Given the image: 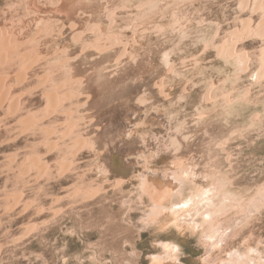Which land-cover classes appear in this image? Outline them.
<instances>
[{"label":"rangeland","instance_id":"obj_1","mask_svg":"<svg viewBox=\"0 0 264 264\" xmlns=\"http://www.w3.org/2000/svg\"><path fill=\"white\" fill-rule=\"evenodd\" d=\"M256 2L0 0V58L6 59H0V94L2 85L11 90L7 101L0 102V264H264V82L252 80L258 77L259 56L264 51V37L255 34L264 26V6L254 8ZM143 4L147 7L138 14L137 8ZM89 16L90 25L99 24L106 36H114L118 41L127 40L134 32L154 31L161 18L187 20L194 30L204 34L198 39V51L203 50L206 41L216 47L224 40L236 43L237 56L242 52L244 61L248 60L244 71L240 61L232 64L226 75L217 65L213 74L217 76L208 78L227 76V82L221 83L217 93L223 92L232 100L227 111L198 122L187 135V143L192 146L188 150L194 149L192 162L200 169L201 179L194 184L185 181L183 195L175 191L167 200L156 202L150 193L152 185L142 180L144 166L136 167L137 162L132 161L124 167L122 155L109 164L95 159V152L89 149L74 157L78 146L70 145L71 139L67 137L68 141L63 139L71 122L65 113L70 106L66 93L80 94L76 80L88 77L84 69L90 71L99 65L94 66L91 57L82 60L80 70L85 74L70 69V63L65 62L80 47L66 53L65 41L58 42L60 22H83ZM111 18L115 20L112 22ZM243 29L248 30L247 36ZM39 30L43 31L38 33ZM99 34L94 32L87 37L93 42ZM4 39H8L5 46ZM93 51L89 54L95 55ZM131 78L125 76L122 81ZM96 80L103 86L106 77ZM53 96L64 106L51 113L55 108ZM79 97H75V104L81 103ZM15 100L19 103L18 113L13 107ZM48 105L54 108L49 109ZM77 107V129L85 128ZM37 118L41 121L35 128ZM29 120H33V125L27 131L25 123ZM51 142L58 146L48 154ZM131 146L136 150L139 144L134 142ZM38 157L43 164L47 161L45 164L53 171L22 173L20 164L28 161V166ZM184 161L181 160L184 169H190V162ZM103 163H107L110 173ZM132 170H136L135 176ZM218 178L225 186L227 199L220 185L218 193L206 194ZM191 195L199 198L198 211L186 212L181 208L182 202ZM210 213L212 222L206 219ZM219 213L221 216L217 217ZM169 243L177 247L170 251L166 247Z\"/></svg>","mask_w":264,"mask_h":264},{"label":"bare ground","instance_id":"obj_2","mask_svg":"<svg viewBox=\"0 0 264 264\" xmlns=\"http://www.w3.org/2000/svg\"><path fill=\"white\" fill-rule=\"evenodd\" d=\"M247 5L248 2L246 1L245 6L247 7ZM255 6L254 8L257 9L263 8V0H258V2L255 3ZM146 7L147 5H140L137 8L138 14L143 13ZM109 15L112 17V14L109 13ZM109 15H107V17H109ZM89 18L92 17L89 16L87 21L85 20L83 22H81L80 20L76 22L70 21V23L60 22L61 31L58 34V42L65 41L66 44H64V49L66 53L69 55V52L72 49L76 48L75 46L80 47H78L79 52H76L77 54L75 53L74 57H68L67 61L65 60L66 62H64L66 64L70 63V69H72L76 74L79 72H86L88 76L86 78L84 77L82 79L76 80V83H78L79 89L81 90V92H79L80 94L74 95L72 91V93L69 91L68 95L66 93V101L70 102V106L69 109L65 111V113L68 114V118L70 117L71 122L68 127L67 133H65L66 135L64 134L63 139L65 140V138L67 137L68 139H71V141L69 142L71 143L70 145L78 146V152L74 153V157L78 155L77 153H79V151L89 149V151L95 152V159L99 158L101 160H105V162L109 164L114 163L113 158L122 155L124 157V167H127L130 163H132V161L137 162L136 167L144 166V170L141 171V177L142 180L146 182L145 184L149 183L152 185L153 191H151L150 193L152 195V198L156 200V202H163L167 200L168 198L172 197V193L175 191L183 195V189L185 188V186L182 184H184L185 181L194 184L195 182L199 181L200 178V176H198L200 169H198L197 165L192 162V158H194L192 156V151H194V149H192V151L188 150L189 148H192V146L187 143L189 140V137L187 135L191 134L192 127L196 126L198 122H202L204 120L206 121L216 112L227 111V105L231 104L232 100L231 98H229L228 100L227 95L223 92H221L222 94L217 93L219 91V86L221 85V83H223L224 81L227 82V76H218L213 79L208 78L217 76L213 75L216 74L215 71L217 69V65H221V69L224 70L222 74L226 75L227 69L230 70V67L233 68L232 64L240 61L242 63V70L244 71L246 69L245 65L247 64L246 62L248 60L244 61L245 58L244 55L242 56V52H239L241 56H237L234 47L236 43L228 44L229 41L226 43L223 39V42L216 47H213L212 45H210V42L206 41L204 42V44H202L204 45L203 50L198 51L200 43V40L198 39H201L204 34L202 32L200 33L199 31L194 30V25H191V23H189L187 20L180 21L178 19L172 20L171 18H161L159 19V25H157V28H155L154 31L140 30L142 33L139 32L138 34L137 32V34H135L134 32V36L127 38V40L122 39V41H118L116 38H114V36H106L103 30L104 27L100 26V28L98 26L99 24H91V26ZM112 19L113 21L115 20L114 18H111V21ZM198 24H200V22ZM91 27H93L92 30H90ZM197 27H199V25ZM259 29L260 30L256 33H252L264 37V26H262V28L259 27ZM40 31L43 30H39L38 33H40ZM93 31L98 34L100 33V37L94 40L96 41L95 44H93L94 41H91L92 38L89 39L87 37L91 33H94ZM245 31L244 35H246V33L248 35V30L246 29ZM7 40L8 39L3 40L5 41L3 42L4 46L7 45ZM227 44L230 46L228 50L227 47L229 46H227ZM91 51H93L95 55L93 53L90 55L89 53H91ZM59 52L61 53V51ZM259 57L261 61H258L261 62V64L260 69L257 73L258 77H253L252 79L256 83L264 82V51L261 52V56ZM84 58H91L95 60V62H93L92 64L94 65L97 63L99 67L97 66L96 69L90 68V71L87 69H84V72L81 71L80 69L83 70V68H80V66L84 63L82 62ZM2 60L5 61L6 59L4 60L3 57ZM65 63H63V65H66ZM227 65L229 68H227ZM102 67H106V72L105 70H103L104 68L102 69ZM107 67H109V70H107ZM121 74H123L122 77ZM125 76L132 78L128 82L125 80L124 83L122 81V78ZM97 77H106V82L103 86L102 83L99 82V80L95 81V78L97 79ZM123 85L125 86L123 87ZM1 87L3 94H0V102H5L10 96L11 90L4 88L3 85ZM215 93H217L218 95ZM79 95V98L82 101L80 104L79 101L78 104H75V97ZM53 98L55 97L53 96ZM16 101L17 100H15V102ZM53 103L55 108H50L49 105L51 103L48 105L49 109L54 108L53 111L51 110V113L57 110V108L62 105L61 101L59 102L56 98L53 100ZM18 104L19 103L16 102L15 106L12 105L15 108L14 110H16V112L18 109ZM75 105L78 106L77 109L79 110V114L81 112L80 118L85 128H81L82 126L80 125L81 127L77 129L79 119L75 120L74 118V110H76ZM66 108L67 107L65 106L64 109ZM26 119L27 118H25V120ZM37 120L38 118L36 119V121H34L35 128L36 124L41 121L40 119L39 121ZM31 122H33V120H29L27 123H25L27 124V131L31 130V126L33 125V123ZM46 127L45 130H47ZM32 129H34V127ZM58 129L54 130L58 131ZM84 129L89 130V132H85ZM56 131H54V133ZM62 142L63 141H61V143ZM134 142H137L139 144V147L136 150H133L135 144L134 146H131ZM69 143L66 144L68 145ZM52 144L53 145H51L48 149V154L50 153V150L54 151L55 149H57V142H54ZM66 144L64 145L66 146ZM60 145L64 147L63 144ZM129 146H131V148H129ZM59 147L61 148V146ZM67 148L68 147H66V150ZM40 157L31 162L32 164H29L28 166L26 165L28 161H24V164H20L22 165V168L19 165L20 169H22V173H25L26 175L34 170V172H32L37 175L47 174L50 171H53L51 170L52 168L50 169L47 164H45L47 163V161L44 164L41 162V160L39 159ZM118 159L121 161L120 158ZM197 159L199 160V158ZM181 160H183V162H185L184 160H187V162L189 161V166H191L190 169H184V165L182 164ZM61 164L63 163L61 162ZM105 168L107 169L108 167L105 166ZM108 169L106 171H108ZM108 172L110 173L111 171ZM134 174H136V170H132V175ZM206 178L208 177L206 176ZM117 181L119 182V180ZM124 181L120 182L122 183ZM221 181L222 180H220V178H218V181L213 180V184L211 185L212 188L210 186V188H208V191H206V194L208 193L209 195V193L215 191H217L218 193V185H220L222 192H225L224 194H226L224 195L225 199H227V191L225 190V186ZM115 183H117L116 180ZM188 185L189 184H187L186 186ZM182 186L184 187L183 189ZM141 187L143 188V186ZM202 194L206 195L205 192H202ZM201 195L196 194V197ZM198 199L194 196L192 197L191 195V197L183 199V205L181 206L180 203V206L182 209H185L186 212L192 209L197 210L199 207L198 203L200 202ZM209 204L210 203H208V205ZM212 204L214 203L212 202ZM159 205L162 206L161 204ZM220 207L222 208V206ZM218 212H215L213 214H217ZM211 214L212 213L206 216L208 222H212L213 220V216ZM220 216L221 213L217 215V217ZM223 235L225 236L227 235V233ZM213 236L218 237L216 236V234H214ZM175 246V244H166V247L170 249V251Z\"/></svg>","mask_w":264,"mask_h":264}]
</instances>
